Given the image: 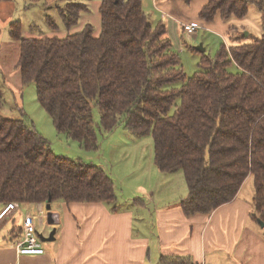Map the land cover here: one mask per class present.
<instances>
[{
  "label": "trees",
  "instance_id": "1",
  "mask_svg": "<svg viewBox=\"0 0 264 264\" xmlns=\"http://www.w3.org/2000/svg\"><path fill=\"white\" fill-rule=\"evenodd\" d=\"M251 3L261 13L262 35L241 43L243 35L231 27L227 46L215 57L200 54L189 78L164 25L150 22L141 0H101L98 37L90 24L63 39L22 38L20 23L9 35L19 44L21 84L34 83L58 133L95 150V104L104 132L122 124L134 135H151L157 170L182 172L187 195L178 205L185 216L210 215L251 177L253 217L264 226V0H208L199 18L241 19ZM85 10L69 3L59 15L70 30ZM56 201L110 204L115 187L100 167L56 155L33 125L0 115V205ZM14 231L20 236L21 226ZM158 262L192 264L177 256Z\"/></svg>",
  "mask_w": 264,
  "mask_h": 264
},
{
  "label": "crops",
  "instance_id": "2",
  "mask_svg": "<svg viewBox=\"0 0 264 264\" xmlns=\"http://www.w3.org/2000/svg\"><path fill=\"white\" fill-rule=\"evenodd\" d=\"M207 2L141 0V5L152 24L164 25L166 37L177 53L183 49L184 37L189 42L197 37L195 33H184L182 25L213 31L225 43L223 34H229L230 24L219 17L210 23L199 18ZM232 70L236 71L234 67ZM158 175L159 179H167L173 174L159 172ZM251 179L248 177L244 181L233 201L210 215L187 217L183 214L178 205L187 195L183 183L180 193L167 186L159 191V196H147L145 200L151 209L144 208L146 213H151L155 229L151 233L141 229L144 233L141 236L134 234L135 218L131 209L111 211L105 203L56 201L50 206V218L46 217L48 225L52 226L51 232H54L53 240L41 243L43 255H18L12 245L20 237L11 230L21 226V213L32 214L28 205L21 213H14L0 228V264H151L153 250L157 262L161 256H177L188 258L192 264H264V226L253 217L252 199L242 197ZM248 185L251 188V184ZM141 190L147 195L148 190L143 187ZM3 208L0 205V211ZM144 223L145 228L148 224ZM41 224L42 220H39L37 226Z\"/></svg>",
  "mask_w": 264,
  "mask_h": 264
},
{
  "label": "rangeland",
  "instance_id": "3",
  "mask_svg": "<svg viewBox=\"0 0 264 264\" xmlns=\"http://www.w3.org/2000/svg\"><path fill=\"white\" fill-rule=\"evenodd\" d=\"M101 0H10L0 3V115L7 119L21 120L26 125H33L34 129L49 143L52 151L61 157L74 161H81L85 164L95 165L103 169L112 179L116 202L107 204L111 211L112 207L118 210H128L134 214L135 235L141 236L143 231L155 229L152 223L151 213H146L145 206L151 209V205L145 199L147 196L157 197L160 190L173 187L180 193V186L185 185L181 171H177L172 177L159 179V172L153 162V141L151 135L137 136L126 131L122 124L113 131L107 133L100 127V114L98 107L92 105V121L97 134V148L95 150H85L76 140L67 138L64 133H58L54 128L52 120L47 112L40 106L34 83L22 85L19 68L17 65L19 57V44L14 42L9 35L11 25L21 24L22 38H58L63 39L68 34H76L83 30L85 25L90 24L93 28V35L99 36L100 15L99 5ZM69 3L83 4L86 8L79 16L78 23L68 30L59 15V9ZM230 24L239 34L243 35L241 43L250 41L249 34L260 37L263 33L261 24V13L254 3L249 4L248 13L244 18L230 17L222 20ZM223 34L226 39L218 36L215 32L199 28L195 34L196 38L189 42L184 37L183 49L178 51L180 65L186 76L189 78L199 70L198 63L200 54L215 57L221 45L227 46L230 33ZM201 46L205 53L194 52L192 49ZM233 67H231V71ZM181 86V83L175 84ZM179 104L177 100L170 109L171 115L175 106ZM139 138V139H135ZM157 176V177H156ZM244 188L242 197L252 199L254 187L252 179ZM248 184H251V188ZM141 187L148 190L147 195ZM145 198H144V197ZM251 197V198H250ZM141 202L143 205L141 206ZM253 205V202H252ZM24 211V205H20ZM44 205H30V211L36 215L38 211H44L45 218L42 224L37 226L39 220L34 218V226L40 237L48 238L51 234L52 226L46 221L47 211ZM55 204L52 205V210ZM147 215V218L144 215ZM255 214L254 205L253 212ZM144 221L148 226L144 228ZM143 223V227L141 226ZM142 229V230H141ZM144 234V233H143ZM41 235V236H40ZM156 240H154L155 244ZM42 245L44 242L41 240ZM151 264H158L155 252H152Z\"/></svg>",
  "mask_w": 264,
  "mask_h": 264
},
{
  "label": "built area",
  "instance_id": "4",
  "mask_svg": "<svg viewBox=\"0 0 264 264\" xmlns=\"http://www.w3.org/2000/svg\"><path fill=\"white\" fill-rule=\"evenodd\" d=\"M199 27L182 25V30L188 35H193ZM21 213V208L17 203H9L0 211V228L8 222L14 213ZM21 235L12 245L18 255H43L44 250L41 240L34 226V218L42 220L45 218L44 211H38L36 215L22 214Z\"/></svg>",
  "mask_w": 264,
  "mask_h": 264
},
{
  "label": "water",
  "instance_id": "5",
  "mask_svg": "<svg viewBox=\"0 0 264 264\" xmlns=\"http://www.w3.org/2000/svg\"><path fill=\"white\" fill-rule=\"evenodd\" d=\"M197 51L200 52V53H203V52H204V49L201 48V47H199V48H197ZM44 208H45V210L48 212L47 215H46V217H47V219H49L50 216H51V213H50V209H51V208H50V205H49V204H46V205L44 206ZM53 234H54V232L52 231L48 238H44V237H40V238H41V240H42L43 242H50V241L53 240Z\"/></svg>",
  "mask_w": 264,
  "mask_h": 264
}]
</instances>
